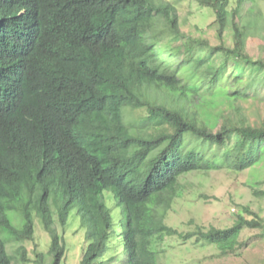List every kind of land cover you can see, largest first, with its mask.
<instances>
[{
	"label": "trees",
	"instance_id": "16d2710c",
	"mask_svg": "<svg viewBox=\"0 0 264 264\" xmlns=\"http://www.w3.org/2000/svg\"><path fill=\"white\" fill-rule=\"evenodd\" d=\"M174 1L213 20L184 30ZM255 2L0 0V264H62L71 236L77 264H169L174 238L220 257L264 240L249 205L224 228L166 223L182 177L264 160Z\"/></svg>",
	"mask_w": 264,
	"mask_h": 264
},
{
	"label": "rangeland",
	"instance_id": "374dc122",
	"mask_svg": "<svg viewBox=\"0 0 264 264\" xmlns=\"http://www.w3.org/2000/svg\"><path fill=\"white\" fill-rule=\"evenodd\" d=\"M235 1V0H234ZM182 29L193 30L194 27L207 28L213 20L211 11L199 8L194 3L183 1L175 2ZM252 3H245V10ZM263 12L262 28L257 29V35H248L247 50L252 57H264V0H256L254 3ZM244 9V8H243ZM184 23V24H183ZM211 41L212 31L208 30ZM255 113L264 117V105H259ZM254 113L253 109L248 114ZM254 120V116H250ZM251 187V188H250ZM178 190H181L182 197L175 200L172 210L169 212L166 223L181 231H188L193 226L188 225L189 221L201 224L205 228L215 226L224 228L232 224L231 214L239 211L238 205H249L253 210L264 215V197H255L254 190L264 192V160L261 164L243 173H234L222 168L211 171L207 174L191 173L182 177L179 181ZM194 223V224H195ZM257 232L247 231L243 234L253 237ZM35 239L40 243L38 251H47L48 236L40 226H37ZM75 248L67 250L62 264H77L79 249L81 248L80 238L72 237ZM254 243V245H252ZM28 249H32L31 243H25ZM168 246L169 264H264V240H249V245L240 256L220 257L216 249L205 247L198 250L190 244H181L177 239H168L165 243ZM18 247L17 242H10L7 248L14 252ZM33 255L30 254V257Z\"/></svg>",
	"mask_w": 264,
	"mask_h": 264
}]
</instances>
